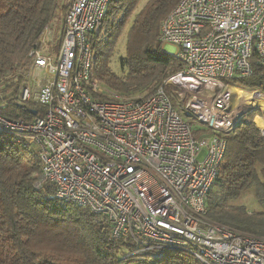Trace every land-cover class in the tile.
<instances>
[{
    "label": "built area",
    "instance_id": "1",
    "mask_svg": "<svg viewBox=\"0 0 264 264\" xmlns=\"http://www.w3.org/2000/svg\"><path fill=\"white\" fill-rule=\"evenodd\" d=\"M108 2L73 0L61 32L44 28L19 70L17 101L31 105L32 119L0 114V133L40 160L32 187L52 186L57 198L88 208L134 253L264 264L263 236L207 216L224 135L264 97L242 88L256 98L244 111L227 83L252 73L254 55L264 64V0H179L158 42L171 46L183 69L143 96L116 93L93 71L88 35L99 30ZM256 127L264 140V124Z\"/></svg>",
    "mask_w": 264,
    "mask_h": 264
},
{
    "label": "trees",
    "instance_id": "2",
    "mask_svg": "<svg viewBox=\"0 0 264 264\" xmlns=\"http://www.w3.org/2000/svg\"><path fill=\"white\" fill-rule=\"evenodd\" d=\"M72 1L0 0L3 116L32 119L31 105L17 101L22 81L18 71L29 63L28 54L44 28L58 11L64 17ZM138 1L109 0L101 23V27L106 26V35L125 25ZM178 1L150 0L135 14L127 31L124 54L118 59L125 71L122 75L108 66L111 53L97 51L90 41L93 71L103 86L124 96H143L183 69V64L158 42L160 23ZM250 62V75L227 83L264 94V64L255 55ZM256 115H261L259 109L245 113L224 135L226 148L207 197V216L264 237V140L254 124L259 117L252 121ZM25 151L14 147L0 133V264H206L181 251L161 258L134 253L136 247L130 242L113 240L109 227L88 208L57 198L52 186L38 190L32 187L40 173V160ZM252 186L261 211L248 212L244 206L228 204Z\"/></svg>",
    "mask_w": 264,
    "mask_h": 264
},
{
    "label": "rangeland",
    "instance_id": "3",
    "mask_svg": "<svg viewBox=\"0 0 264 264\" xmlns=\"http://www.w3.org/2000/svg\"><path fill=\"white\" fill-rule=\"evenodd\" d=\"M149 1L150 0H139L138 4L136 5V7L134 9V11L132 12V15L128 18V20L126 21L125 25L121 29H119V28L114 29L109 34L106 35V33H105V31H106L105 27L106 26H103V27L100 26L99 30L95 34H89L88 35V39L90 41H93L97 51L102 52V53H105V52L111 53L110 57L108 58L107 63H108V66L110 67V69L117 75H122L125 72L120 67L118 59H119L120 56L122 57V55L124 54L127 31L129 29V27L131 26L133 17ZM64 19H65V16L63 17L62 13L60 11H58L56 16L54 17V19L49 24V26L53 28L55 33L58 34L63 29V26H64V22L63 21H64ZM114 39H115V41H114ZM161 47L163 48L164 51L170 53L171 46H169L167 44H163V45H161ZM228 87L232 89L233 86L228 83ZM246 93L250 96V94L248 92H246ZM232 101H233V105L237 104V102L239 101L238 98H237V95H235V94L233 95ZM259 102L261 103V105H260L261 108H264V99H259ZM254 103H250L249 102L247 107L244 108V111H248V109H251L252 108L251 106H253ZM256 106H257V104H256ZM196 125L203 126L204 124H202L200 122H196ZM3 134H4V138L5 137L8 138V141L10 143H12L14 147L19 148L22 151H25V150H23V148L17 142H15L14 140L12 141V138H10L11 136L9 134H6V133H3ZM25 152H27V151H25ZM202 156L203 155L201 153L198 156L197 159L201 160ZM253 191H254V187L252 186V187L246 189L245 191H243L244 193L243 192L240 193V195L238 196L237 200L230 201L228 204L238 206V205H241V203H244L245 204L244 207L248 211L252 212L253 208L251 206V202H252V204H254V206H257V202H256L255 197L253 195ZM248 194L250 196V199L247 197ZM175 254H178L177 250L166 251V252H164L163 256L167 257V256H170V255H175Z\"/></svg>",
    "mask_w": 264,
    "mask_h": 264
},
{
    "label": "bare ground",
    "instance_id": "4",
    "mask_svg": "<svg viewBox=\"0 0 264 264\" xmlns=\"http://www.w3.org/2000/svg\"><path fill=\"white\" fill-rule=\"evenodd\" d=\"M234 90L237 91L238 96H240V102H238V108H244L247 107V105L250 103H254L256 100L255 97H250L242 88H235ZM260 99H264V97H261ZM259 100V99H258ZM258 117V116H257ZM256 118V117H255ZM256 126H262L263 127V119L259 117L257 120V124L254 122Z\"/></svg>",
    "mask_w": 264,
    "mask_h": 264
},
{
    "label": "crops",
    "instance_id": "5",
    "mask_svg": "<svg viewBox=\"0 0 264 264\" xmlns=\"http://www.w3.org/2000/svg\"><path fill=\"white\" fill-rule=\"evenodd\" d=\"M235 88H237V87H235ZM238 88H240V87H238ZM257 109H259L260 111H261V115H256L255 117H260V118H262L263 119V124H264V108H261V107H259V108H257ZM254 117V118H255ZM244 193V192H243ZM254 193H255V191H253V195H254ZM247 197L250 199V196H249V194L247 195ZM255 197V196H254ZM235 200H237V199H235ZM256 200V199H255ZM232 201H234V200H232ZM251 201V200H250ZM257 202V201H256ZM245 204L244 203H241V205H238V206H244ZM251 206H252V212H258V211H261V207H260V205L258 204V202H257V206H254V204H252V202H251ZM247 210V209H246ZM248 211V210H247ZM248 212H250V211H248Z\"/></svg>",
    "mask_w": 264,
    "mask_h": 264
},
{
    "label": "water",
    "instance_id": "6",
    "mask_svg": "<svg viewBox=\"0 0 264 264\" xmlns=\"http://www.w3.org/2000/svg\"><path fill=\"white\" fill-rule=\"evenodd\" d=\"M36 111L35 110H31V114L35 115Z\"/></svg>",
    "mask_w": 264,
    "mask_h": 264
}]
</instances>
